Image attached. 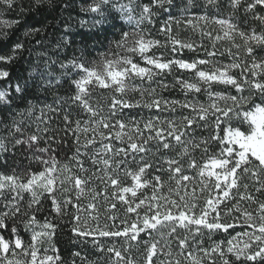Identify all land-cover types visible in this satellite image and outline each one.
Returning <instances> with one entry per match:
<instances>
[{
  "label": "snow or ice",
  "instance_id": "6c2138e0",
  "mask_svg": "<svg viewBox=\"0 0 264 264\" xmlns=\"http://www.w3.org/2000/svg\"><path fill=\"white\" fill-rule=\"evenodd\" d=\"M0 264H264V0H0Z\"/></svg>",
  "mask_w": 264,
  "mask_h": 264
},
{
  "label": "trees",
  "instance_id": "16d2710c",
  "mask_svg": "<svg viewBox=\"0 0 264 264\" xmlns=\"http://www.w3.org/2000/svg\"><path fill=\"white\" fill-rule=\"evenodd\" d=\"M66 247H67V240H66V237H65L63 242L61 243V248L65 249Z\"/></svg>",
  "mask_w": 264,
  "mask_h": 264
}]
</instances>
